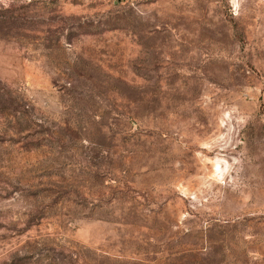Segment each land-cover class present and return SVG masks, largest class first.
<instances>
[{
  "label": "rangeland",
  "instance_id": "rangeland-1",
  "mask_svg": "<svg viewBox=\"0 0 264 264\" xmlns=\"http://www.w3.org/2000/svg\"><path fill=\"white\" fill-rule=\"evenodd\" d=\"M0 264H264V0H0Z\"/></svg>",
  "mask_w": 264,
  "mask_h": 264
}]
</instances>
